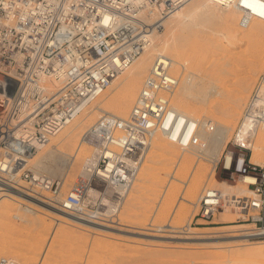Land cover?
Wrapping results in <instances>:
<instances>
[{"label":"built area","instance_id":"2783aa9c","mask_svg":"<svg viewBox=\"0 0 264 264\" xmlns=\"http://www.w3.org/2000/svg\"><path fill=\"white\" fill-rule=\"evenodd\" d=\"M190 1L0 0V188L49 193L51 203L92 222L115 216L144 164L156 125L169 132L176 117L167 96L179 78L168 56L155 58L127 121L104 116L84 133L97 164L70 194L61 197V179L35 170L30 158L140 56L163 19ZM214 2L236 9L241 28L264 21V0ZM197 127L189 122L179 140L183 147L196 141ZM178 137L170 133L173 142ZM240 156L231 155L224 168L230 177L251 178L249 194L205 188L196 225L214 224L218 214L232 211L236 223L264 230V164L244 167L248 156ZM0 264L11 263L2 257Z\"/></svg>","mask_w":264,"mask_h":264},{"label":"rangeland","instance_id":"374dc122","mask_svg":"<svg viewBox=\"0 0 264 264\" xmlns=\"http://www.w3.org/2000/svg\"><path fill=\"white\" fill-rule=\"evenodd\" d=\"M239 19L240 15L234 16L229 11L220 9L214 21L196 25L189 33L185 34L186 39L183 44L184 55L186 54V57L187 55L189 56L190 49L193 47L197 51V61L194 66V71L197 70V73L202 72V74H199L203 76L206 75L207 79H210L212 82L211 87H209L208 81L204 82L207 91L206 96H204L205 98L194 99L192 93L199 77L195 78V84L190 89L180 92V109L184 110L185 113H183V115L197 122L198 127L196 133L202 126L201 122L206 120L207 123L205 124L208 129L206 128L205 132L209 131L204 133V135L208 133L206 136H209V138H213V136L216 138H213V140L210 138V141L208 139L207 144H209L205 147H197L195 142H193L187 148H182L177 143L172 141L169 143L166 139H162L163 142L165 140L164 144L169 146V150L172 151V153L167 154L165 151L162 152L161 150L156 155L152 154L153 160H151V163L149 162V158H146L145 164L152 165L151 168H153L154 179L146 184L137 181L139 185L131 190V200L124 206L120 214L122 223L125 222V224L130 225L131 228L137 232L156 234L157 236H174L173 238L182 235L224 237L232 233H239L238 231L241 228H253L247 224L236 223L235 221L238 218L236 214L228 215L229 218L225 215V219H233L227 222H224L225 219L222 217L224 214H218L219 216L217 215L215 218L214 224H195L198 219L196 216L199 210L198 201L204 188H219L220 186L214 182L215 179L218 182H227L229 184H234L240 179L237 175L234 177L229 176L231 172L224 168L226 157L230 156V153H232V156L235 158L242 154L248 157L251 156V152L243 148L240 143L236 141V134L237 128L241 122L239 119V112L243 113V109L245 110L248 105L247 102L254 95L256 88L264 83V21L255 19L247 28H241L239 26ZM255 47L259 50H256ZM254 51H259V55L256 53L254 54ZM181 62L184 63V61ZM191 64H193V62ZM186 73H188V71H185L178 65L177 75L179 77V85L177 89ZM247 73L252 75H250L251 79ZM119 82L120 80L115 82V87L113 85V88L110 89L109 97L117 91L115 88L118 87ZM240 83L242 86L246 84V86L248 85L249 87H245V85L242 87ZM106 100L107 99H105V101ZM239 101H241V103H239ZM232 109H235L237 114L229 118L228 115ZM190 110H192V114L189 113ZM92 114L93 112L90 115ZM110 114H112V112ZM102 116L103 114H99L98 118H96V120L94 119L84 129H88V127L91 128ZM228 119H232V125L229 129H217V127L221 128V124L227 122L226 120ZM84 129L80 132L78 138L74 140L73 145L70 146L71 148L68 147L64 149L65 152L70 153L72 149L76 147L75 145L78 144V141H80L85 132ZM226 130L228 131L226 132ZM214 131L219 135L216 136L217 133L214 134ZM214 139L217 142H214ZM242 143V145H244V141H242ZM218 145L220 147H218ZM222 145L223 147L221 148ZM208 146L211 149H209ZM215 148L217 149L215 150ZM89 149L92 150L91 147H89ZM182 152L186 153L187 158H185V161L182 160L183 158L180 160L182 171L180 174H177L178 171L175 169L176 162L178 156H180ZM161 153L163 155H161ZM218 153L219 155L217 156ZM159 154L160 156L158 157ZM35 156H38V153ZM216 157L218 159L213 161ZM44 164L50 165L51 162H45ZM262 164H264V161ZM30 165L35 170L42 169L41 166H34L33 162L30 163ZM213 169L214 174L212 175ZM77 170L78 169H76V174L74 176L70 175L65 178L64 191L70 190L75 181H77ZM195 171H200V174L196 176ZM170 176H178L180 183L170 181ZM172 184H177L180 189L174 203L170 205L169 210L174 208L176 204L180 205V207H184L185 210L178 215V217L172 218V225L177 227V230H173L175 232L156 231L158 228L152 227L150 224L157 226L162 225L168 222L169 215L165 211V213L161 212V214L156 213L154 209L165 187ZM189 185L192 186L194 190L196 189L195 192L197 194L196 198L192 200V204H188L180 199V197L185 194ZM241 185L243 186L244 184L241 183ZM46 195L49 196L50 194L47 193ZM142 198H144V200ZM5 206H8L9 209L5 210ZM17 208H20L19 202H14L8 197L7 193L0 191V258H7L11 264H241L244 260L248 259L250 250L253 248V246H248L246 242H237L234 244H213L210 242L206 245H194L193 243L195 242H187L186 244L184 242L180 243L177 239H155L158 241L162 240V242L166 240L167 242L169 241L170 244L166 243V241H164V243L161 241H147L150 240V238L137 234L127 239L113 234H105L106 237L102 235L103 233L97 234L96 231L91 229L85 231L80 225L71 224L63 225L62 229L58 231V235L61 234V231L63 233L60 236L52 235V232L50 233L49 230L51 231L50 228L55 225V219L53 217H59L47 213L46 211H43L45 214L39 215L40 218L45 220L44 224H41L44 228L39 225L40 227L37 228L38 230L39 228L41 229L38 232H33L34 230L25 229V223L15 218L16 215L23 214L22 209L20 208L19 211ZM29 219L31 220L33 217ZM165 220L166 222H164ZM186 223L190 225L191 233L182 231V228H186ZM114 225H116L115 227L118 226L117 224ZM121 227L124 228V226ZM263 241L264 237L251 240V242ZM245 244L247 246H245ZM230 249L233 250V252L240 253L235 260L234 257L232 259L228 253ZM247 264H252L249 259ZM255 264H264V258L261 259L259 263Z\"/></svg>","mask_w":264,"mask_h":264},{"label":"bare ground","instance_id":"6f19581e","mask_svg":"<svg viewBox=\"0 0 264 264\" xmlns=\"http://www.w3.org/2000/svg\"><path fill=\"white\" fill-rule=\"evenodd\" d=\"M220 9H223L225 11H229L234 16L240 15V13L236 9H234L232 7H226V8L221 7V6L217 5L214 2V0H191L186 5L182 6L177 11L172 13L170 16L163 19L160 23L159 30L156 33L154 32L151 35V37L149 38V43H148L147 47L140 54V56L131 65H129L107 87V89L99 97H97L91 103H89L82 110V112L69 124V126H66L62 130V132H60V134L53 137L49 141L48 144L39 148L31 156L29 163L33 162L34 166H41L42 169L38 170L39 172H41L42 174H45L51 178L61 179V181L63 182V189L61 192V197H64L65 195H68L71 193L72 187L76 184V182L78 181V179L80 177L89 178L91 176V173H92L91 172L92 168L97 164L96 152L93 149L90 150L89 149L90 146L83 139V135L89 129V127H88V129H84V128L86 126H88L94 119L96 120V118H98L99 114H103L102 117L110 116V117L116 119L118 122L127 121L132 114L133 107H134L135 103L137 102V99H138V97H139V95H140V93L144 87L146 79L149 76L151 69L153 68L155 58L158 55H166L172 60V69L171 70H172V73L176 77H178V75H177L178 65L181 66L185 71H188V73H186L184 79L180 83L179 88L177 89V87L179 85V83H178L177 87L167 96L168 101L170 103V107L176 113L175 120L172 123V125L169 129V132L165 130L163 125H161V124L156 125L155 130L151 134L150 146L146 151V158H149V160H150L149 162L151 163V160H153V155L154 154L156 155L161 150H162V152L165 151L167 154L172 153V151L169 150V146L164 144L165 140H164V142L162 140V139H166L170 143L172 141L170 139V133H172V131L174 132V134L179 133L178 141L174 142V143H177L182 148H187L190 145L189 144L187 147H183L179 143V140L184 136V134L188 128L189 122L193 121L190 117L183 115V113H185V112H184V110L180 109V105H181V94H180V92L182 90L190 89L195 84V81H196L195 78L199 77L198 80L196 81V87H195L192 95L194 96V99H203V98H205L204 96H206V94H207L204 82L208 81L209 87H211L212 81L210 79L208 80L206 75L205 76L200 75V74H202V72L200 73L198 71L200 73L199 74V73H197V70L194 71V66L196 65L195 63L197 61V56H196L197 51L193 47L191 49L189 48L190 49V52L188 51L189 56L187 55V57H186L185 56L186 54L184 55L183 44H184L185 39H186L185 34L189 33V31L191 29H193L196 25H201L204 22L214 21V19L217 18V14L220 11ZM190 39H191V37H190ZM259 46H260V44H259ZM261 47H262V44H261ZM256 50H259V49L256 48ZM262 51H263V49H262ZM258 52L259 51H254V54L256 53L257 55H259ZM181 61H184L185 64L182 63ZM192 62H193V64H191ZM256 62H257V60H256ZM262 63H263V61H262ZM238 64H239V62H238ZM248 71H249V69H248ZM241 73H243V72H241ZM235 74H236V71H235ZM198 75H200V76H198ZM250 75H249V77H250ZM250 79H251V77H250ZM118 80H120L119 85L117 88H115V89H117V91L112 96L109 97L108 95L110 94L109 93L110 89L113 88V85ZM242 81H244V80H242ZM246 84H247V82H246ZM246 84H244L245 87L248 86V85L246 86ZM240 85L242 86L241 83H240ZM114 87H115V85H114ZM245 87H244V89H245ZM138 92H139V94H138ZM241 95H242V92H241ZM236 96H238V95H236ZM105 99H107V100L105 101ZM103 101H105V102H103ZM239 103H241V101H239ZM247 104L248 105L246 106L245 110L243 109V113L239 112L240 115L238 114L241 122L239 124V127L237 128V134H236V137H237L236 141L239 142L243 148H246L247 150H249L251 152L250 153L248 151L251 156L247 157V159L249 161L244 163V167L246 165H249V164H259L260 163L262 165V163L264 161V83H262L259 87L256 88L254 95L250 98V100L247 102ZM92 112H93V114L90 115ZM111 112H112V114H110ZM189 113L192 114L193 113L192 110H190ZM236 114H237L236 110L232 109L228 116H229V118H232ZM183 118L185 119L184 123H183ZM226 121L227 122L221 124V128L217 127V129L218 128H219V130L220 129L221 130L229 129L232 125V123H231L232 119L231 120L228 119ZM205 123H207L206 120L201 122L202 126L198 129V131L196 133L195 145L197 147L207 146L209 144V143L207 144V142H208L207 140L209 139V141H210V138H212V137L209 138V136H206V135H208V133L204 135V133L209 131L208 130L205 132V130L207 128V125ZM209 126H210V124H209ZM83 129L85 130V132L83 133L80 141H78V144L75 145L76 147L74 149H72V151L70 153L65 152L64 149L73 145L74 140L78 138V136L80 135V132ZM227 131L228 130H226V132ZM214 132L213 133L216 134L218 132V130H217V132L216 131H214ZM218 133L216 134V136L219 135ZM211 134H209V135L213 136ZM220 134H221V132H220ZM218 137H217V139L219 140ZM213 138H216V137L213 136ZM213 138L211 140H213ZM242 141H244V145H242L243 144ZM211 142H213V141H211ZM214 142H217V141H215V139H214ZM218 147H220V146L218 145ZM222 147H223V145L221 146V148ZM217 148H215V150ZM209 149H211V148L209 147ZM37 153H38V156H35ZM161 155H163V154L161 153ZM218 155H219V153L217 154V156ZM231 155H232V153H230V156L226 157L227 163L225 162V164H224L225 167H228L230 159H231ZM159 156H160V154L158 155V157ZM162 158H163V156H162ZM185 158H187V156H186V153H184V152H182V154L180 156H178V160L176 162V168H175L176 171H178L177 174H180L182 171L181 170L182 166L180 164V160L182 159L183 161H185ZM244 158L245 157L240 156V160H243ZM216 159H218V158L217 157L214 158L213 161H216ZM45 162H48V163L51 162V164L45 165L44 164ZM145 162H146V159L144 161V165H142L139 173L137 174V178L133 184L132 189L139 185V184H137V181L139 183H145L146 184V183L150 182L152 179H154L153 178V168H151L152 165L151 164L146 165ZM158 162H160V161H158ZM89 166H91L90 169L88 168ZM76 169H78L77 170V177H78L77 181H75V183L72 185L70 190L64 191L65 178H67L70 175L74 176L76 174ZM196 170H198V169H196ZM195 172H196V176H198L200 174V171H195ZM213 174H214V169L212 171V175ZM195 178H197V177H195ZM239 178L240 179L237 182H235L234 184H229L227 182H218L215 179L214 182H216L220 186L219 188H216V189L222 190V192L225 195L232 194L233 192H240V193L245 194V195L249 194V190L247 189L246 183H247V181L251 180V178H248V177H239ZM170 179H171L170 181H176L177 183H180L178 176H175V177L170 176ZM241 183L244 185L242 186ZM207 186H208V184H207ZM210 188H213V187H210ZM179 189H180V187L177 184H172V185L166 186L164 191L162 192L160 198L158 199L156 208L154 209L155 212L161 214V212L165 211V212H167V214L170 217L168 216V218H169L168 222H166V220H165L164 222H166V223H164L162 225L157 226L154 224H150V226L158 228L156 231H162L163 232V231L177 230V227L172 225L173 224V222H171L172 218L176 217V216L178 217V215H180L182 212H184L185 208L180 207V205H178V204H176L174 206V208H172L171 210H169L170 209L169 207H170V205H172V203H174ZM195 190L193 189L192 186L189 185L187 187L185 194L184 195L182 194L183 196H181L180 199L184 200L188 204H192V200H194V198H196V195H197ZM0 191L7 193L8 197L10 199H12L14 202L15 201H17V203L19 202V207L22 209L23 214L16 215L15 218L20 220L22 223L23 222L25 223V226L23 224L25 229L34 230L33 232H38L41 229V228H39V230H38L37 227H40L42 223L44 224L45 220L40 218L39 215L45 214L43 211H46L47 213H50V214H53V215H56L57 217H59V218L53 217L55 219V222H54L55 225L50 228L51 231L49 230L50 233L52 232V235H58V231L60 229H62L63 225L71 224V225H77V226L80 225L81 227H83L82 229H84L85 231L88 229H91V230L96 231L97 234L103 233L102 235H104V236H106L107 234H110V235L113 234V235H117L120 237H124L126 239L131 238V237H133V235L137 234V235H140L143 237L150 238V240H147V241H158V240H155L156 238L162 239V240L163 239H177L180 241V243L184 242L187 244V242H195V243H193L194 245H206V244H209L210 242L213 244H234L237 242H246L248 246H253V248H251L250 253H249L250 256L249 257L247 256L250 263H252V264L253 263L254 264L259 263L261 261V259L264 258V241L263 242H251L252 239L255 240V239H259V238L264 237V230L259 229V228H243V229L241 228L238 231L239 233H232V234H230L228 236H224V237H222V236H213V237H206V236L201 237L200 236L199 237L198 235H192V236L182 235V236H175L177 238H173L174 236H171L172 237L171 238L170 236H167V235H165V236L164 235H158L157 236L156 234H146V233L144 234L142 232H137V231L133 230L130 225L125 224V222L122 223V219L120 218V214H121L124 206L127 205V203L131 200V198H130L131 193H129L126 196V200H125L122 208L120 209V211L115 216L110 217L112 215H108L109 216L108 220H105L102 222H92L90 220L88 221V220H85L84 218H80L79 216L65 212L58 205L51 203L49 201L50 195L49 196L46 195L47 194L46 192H42V193H40V195H31V194L26 193L24 191L12 189V188H5V189L0 188ZM142 193H143V191H142ZM135 195H137V194H135ZM142 199L144 200V198H142ZM4 208H5V210L9 209L8 206L7 207L5 206ZM20 208H17V210L20 211ZM168 210H169V213H168ZM131 211L133 213L132 209H131ZM223 214L224 215L222 217H224V219L226 218L225 215L227 216V218H229L228 215H235V213L232 211H225V212H223ZM30 217H33V219L30 220L29 219ZM230 220H233V219L232 218L225 219L224 222H227ZM114 224H117L118 226L115 227L116 225H114ZM121 226H124V228H122ZM41 227L44 228L43 226H41ZM185 227L186 228H182V231H184L186 233H191V227L188 223H186ZM235 227H237V226H235ZM173 232H175V231H173ZM61 234H63L62 231H61ZM60 235H58V236H60ZM162 240H160V241L162 242ZM160 241H158V242H160ZM164 241H166V240H164ZM164 241L162 243H164ZM166 243H169V241L168 242L166 241ZM247 245L245 244V246H247ZM237 250H238V248H237ZM240 250H239V252H240ZM228 253H229L230 257H232V259L234 257V260L236 259L237 255L240 254L238 252H233V250H231V249ZM246 254H248V253H246ZM226 258H227V256H226ZM248 259L244 260L241 264H247Z\"/></svg>","mask_w":264,"mask_h":264}]
</instances>
